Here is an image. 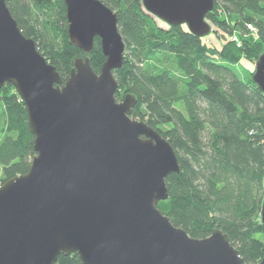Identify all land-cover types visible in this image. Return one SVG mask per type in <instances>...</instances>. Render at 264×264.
Masks as SVG:
<instances>
[{
  "label": "water",
  "instance_id": "95a60500",
  "mask_svg": "<svg viewBox=\"0 0 264 264\" xmlns=\"http://www.w3.org/2000/svg\"><path fill=\"white\" fill-rule=\"evenodd\" d=\"M63 2L69 42L89 53L99 39V74L76 58L63 81L0 0V88L11 84L24 104L35 152L25 174L0 185V264L70 254L81 264H264V254L244 263L221 230L192 238L158 209L178 160L159 132L130 117L134 96L115 98L124 51L117 15L99 0ZM142 4L168 26L210 32L213 0ZM252 80L264 95V53ZM260 222L264 236V200Z\"/></svg>",
  "mask_w": 264,
  "mask_h": 264
},
{
  "label": "trees",
  "instance_id": "16d2710c",
  "mask_svg": "<svg viewBox=\"0 0 264 264\" xmlns=\"http://www.w3.org/2000/svg\"><path fill=\"white\" fill-rule=\"evenodd\" d=\"M99 1L116 13L124 44L123 64L113 71L115 98L134 96L130 117L159 132L177 156L179 172L165 178L168 198L158 202V209L190 237L202 239L219 229L244 263L260 261L264 95L253 74L241 78L233 65L262 54L264 0H213L206 20L240 41L239 47L229 42L221 50L183 25L159 26L142 0ZM5 2L22 34L34 40L63 81L76 58L88 57L99 74L100 41L94 39L89 53L69 42L63 0ZM14 90L8 83L0 88V185L25 174L35 154L26 108ZM54 264L81 263L70 254L58 256Z\"/></svg>",
  "mask_w": 264,
  "mask_h": 264
},
{
  "label": "rangeland",
  "instance_id": "374dc122",
  "mask_svg": "<svg viewBox=\"0 0 264 264\" xmlns=\"http://www.w3.org/2000/svg\"><path fill=\"white\" fill-rule=\"evenodd\" d=\"M156 22H157V24L159 26L166 28V24L165 23H163V22H161L159 20H157ZM208 24L210 25V32L208 34V40L210 41V44L208 46H210V48H216L218 50H221L223 45L228 44L229 42H231L229 40V37L227 36L226 33L222 32L221 30H215L210 22H208ZM183 28L186 29V26L183 25ZM260 53H264V47H263V49H260ZM255 62H256L255 59L254 60H250V59H246V58H241L238 63L233 65V67L235 68V71L237 72V74L241 78L250 77L251 74L254 73ZM123 96L121 95L119 97L118 101H120L123 98ZM2 114H3V107L0 106V122L3 119V115ZM260 224H261V222H260Z\"/></svg>",
  "mask_w": 264,
  "mask_h": 264
},
{
  "label": "built area",
  "instance_id": "2783aa9c",
  "mask_svg": "<svg viewBox=\"0 0 264 264\" xmlns=\"http://www.w3.org/2000/svg\"><path fill=\"white\" fill-rule=\"evenodd\" d=\"M247 27H248L250 34L256 37V30L251 25H248ZM228 37H229V40L236 45V47L240 46V41L236 34L230 35ZM204 42L207 44H210V41L208 40V35L205 36Z\"/></svg>",
  "mask_w": 264,
  "mask_h": 264
}]
</instances>
